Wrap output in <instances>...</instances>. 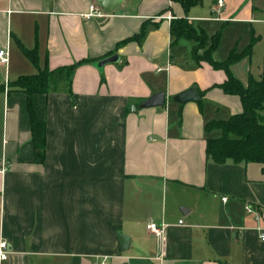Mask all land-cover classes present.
Listing matches in <instances>:
<instances>
[{
  "label": "crops",
  "instance_id": "1",
  "mask_svg": "<svg viewBox=\"0 0 264 264\" xmlns=\"http://www.w3.org/2000/svg\"><path fill=\"white\" fill-rule=\"evenodd\" d=\"M217 1L186 12L178 0H120L86 18L97 0H0V48L10 55L0 64V164L8 165L0 172V241L9 251L0 264H94L105 255L109 264H264L263 164L206 154L207 139L221 136L206 123L242 112L241 98L220 87L224 70L197 64L192 53L182 61V39L173 44L170 32L176 17L210 36L219 27L208 24L222 22L232 33L227 56L252 34L261 38L264 0H224L219 13ZM146 21L145 38L132 39ZM252 56L231 67L245 85L264 76L251 73ZM73 64L32 97L46 122L38 161L28 94L12 82ZM191 87L198 101L174 100ZM159 91L163 106H141ZM151 220L168 224L164 255Z\"/></svg>",
  "mask_w": 264,
  "mask_h": 264
},
{
  "label": "trees",
  "instance_id": "2",
  "mask_svg": "<svg viewBox=\"0 0 264 264\" xmlns=\"http://www.w3.org/2000/svg\"><path fill=\"white\" fill-rule=\"evenodd\" d=\"M184 6L186 12L194 5L200 4L202 0H178ZM150 22H144L141 31L132 37L142 41L147 33ZM170 32L173 37V44L180 39L186 38L193 42L192 56L201 64L203 61L210 63L215 69H222L226 72L227 79L220 84V87L229 94L239 95L242 101L243 111L232 115L228 119H212L206 123V131L214 129L221 130V136L208 138L206 154L208 158L217 163H224L227 160L234 162H256L263 164L264 171V76L260 79L250 75L245 85L231 70L233 64L245 57H251L254 46L260 39L252 34L249 44L241 51L234 46L226 59L215 60L213 53L218 48L222 35L221 29L210 36L204 29L197 28L188 16L176 17L171 20ZM28 58L35 64L38 56L35 49L26 50ZM84 59L81 62H87ZM77 64L61 67L55 70L48 68L40 69L32 75H22L18 80L12 82L14 88L28 94V110L31 117L32 139L36 149L38 161H44L46 149V122L38 118L33 105L32 97L36 93H45L48 89L49 78L67 70L68 73ZM199 103H201L199 101Z\"/></svg>",
  "mask_w": 264,
  "mask_h": 264
},
{
  "label": "built area",
  "instance_id": "3",
  "mask_svg": "<svg viewBox=\"0 0 264 264\" xmlns=\"http://www.w3.org/2000/svg\"><path fill=\"white\" fill-rule=\"evenodd\" d=\"M218 8H216V11L219 13L224 6V0H218L217 1ZM105 15L104 9L98 4V3H91L89 6V9L87 12L84 13V16L86 18L96 17V16H103ZM10 55H9V48H0V64L7 65L9 63ZM8 169V165H6L4 162L0 164V172H6ZM249 211H252L251 207H247ZM179 223H183V220H179ZM147 229L154 234L156 237H158L163 245V251L162 254L165 253V236H166V230L168 227V224L164 222H158V221H149L147 223ZM260 238L264 240V227L260 226ZM9 258V251L7 249V243L6 241L2 240L0 241V261L8 260ZM110 256H103L101 259H98L94 262V264H109Z\"/></svg>",
  "mask_w": 264,
  "mask_h": 264
},
{
  "label": "water",
  "instance_id": "4",
  "mask_svg": "<svg viewBox=\"0 0 264 264\" xmlns=\"http://www.w3.org/2000/svg\"><path fill=\"white\" fill-rule=\"evenodd\" d=\"M99 5L106 10L107 12H112L120 3V0H97ZM118 59V55L114 54L103 60L98 62L99 66H102L106 63L116 61ZM200 99V95L195 87H191L187 90H184L177 94L174 97V100L179 103H184L187 101H198ZM166 102V94L164 91H159L152 94L150 97L145 99L142 103V107H152V106H163ZM136 111V108H134ZM122 238V250H127L129 248V237L127 235H121Z\"/></svg>",
  "mask_w": 264,
  "mask_h": 264
},
{
  "label": "rangeland",
  "instance_id": "5",
  "mask_svg": "<svg viewBox=\"0 0 264 264\" xmlns=\"http://www.w3.org/2000/svg\"><path fill=\"white\" fill-rule=\"evenodd\" d=\"M208 25H210V26L213 25V27H217V28H214L215 29L214 31H216V29H218V27H219V30L221 29V31H222L219 46L215 50V52L213 53V57L219 58V59H224L228 53L227 52L228 46H226V44H227L226 38L230 39L232 37L231 30L228 27L225 28V26H223L224 24L222 22H215V23L208 24ZM195 26L197 28H199V26H197V25H195ZM262 26H263V30H264V24H262ZM182 42L183 43L180 42V46H183L182 50L184 51V53L187 54V56L182 57V61H188L191 58V53H192L191 42L189 41V39H186V38H183ZM253 51H254V53H253L252 60H251V68H252L251 73L254 74V71L256 74L258 72L262 73V71L264 70V32L261 33L259 45L256 46V44H255Z\"/></svg>",
  "mask_w": 264,
  "mask_h": 264
}]
</instances>
